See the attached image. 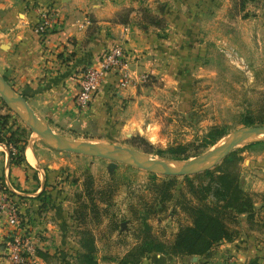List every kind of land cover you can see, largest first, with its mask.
<instances>
[{
	"label": "crops",
	"instance_id": "obj_1",
	"mask_svg": "<svg viewBox=\"0 0 264 264\" xmlns=\"http://www.w3.org/2000/svg\"><path fill=\"white\" fill-rule=\"evenodd\" d=\"M231 1L0 0V75L56 133L79 138L96 133L117 139L130 134L129 127L138 123L144 85L186 67L202 21ZM41 8L55 10L58 18L44 37L34 32ZM145 10L164 19L165 28L147 25ZM122 18L128 24H122ZM120 41L131 57V83L122 88L115 77H109L90 108L80 110L76 98L83 72ZM62 154L30 144L25 146L24 161L17 163L10 149L0 144V194L10 191L17 198L24 226L44 255L39 264H74L82 251L84 236L77 231L72 190L62 177L63 168L76 169L72 163L81 159ZM251 158V175L241 178L245 191L255 196V215L239 218L234 226L239 236L233 242H222L210 255L197 256L198 261L152 253L141 264H250L254 260L264 264V167L257 163L260 167L255 170L253 161H264V154ZM116 231L113 234L120 237L125 230ZM9 232L0 218V264H12L6 252ZM89 234L97 264H120L141 243L123 240L112 245L99 241L92 231Z\"/></svg>",
	"mask_w": 264,
	"mask_h": 264
},
{
	"label": "rangeland",
	"instance_id": "obj_2",
	"mask_svg": "<svg viewBox=\"0 0 264 264\" xmlns=\"http://www.w3.org/2000/svg\"><path fill=\"white\" fill-rule=\"evenodd\" d=\"M228 5L202 21L186 67L179 71L174 69L175 74L169 78L157 77L144 85L138 123L129 127L130 134L117 139L98 137L96 133L80 138L58 134L72 142L155 156L165 164H190L210 154L221 142L226 143L230 134L246 127V119L255 121L254 126H261L260 121L264 119V0L245 3L232 0ZM0 116H10L11 131H18L26 140L25 146L48 147L1 97ZM211 133L225 137L205 147ZM139 138L153 147L152 153L144 151ZM13 149L18 157V150ZM236 151L244 158L240 164L241 175H251V156L264 154V142L243 144ZM60 153L81 159L72 163L76 169H62V177L72 190L74 205L71 207L76 211L73 215L77 231L83 232V236L92 231L99 241L105 239L112 245L123 240L127 244L138 239L142 242L149 237L170 244L177 230L178 233L181 227L191 225L193 217L189 209L198 205L189 184L198 187L209 181L208 177L201 176L205 172L169 176L123 163L111 168L112 161L104 158ZM253 161L255 170L260 167L257 163L264 167V161L257 158ZM166 194L174 196L173 199L165 198ZM115 230L118 234L125 231L115 237Z\"/></svg>",
	"mask_w": 264,
	"mask_h": 264
},
{
	"label": "trees",
	"instance_id": "obj_3",
	"mask_svg": "<svg viewBox=\"0 0 264 264\" xmlns=\"http://www.w3.org/2000/svg\"><path fill=\"white\" fill-rule=\"evenodd\" d=\"M246 1L248 0H243V3ZM143 16L147 25L160 29L166 26L164 19L149 11L145 10ZM121 23L128 24L127 19L122 18ZM0 119L2 129L6 130L5 135L0 137V144H5L9 149L11 146L15 147L19 156L16 157L10 151L12 160L17 163L23 162L26 140L18 135V131L13 129L11 131L10 116H0ZM260 124L264 125V119L260 121ZM244 125L254 126L256 122L246 119ZM223 136L209 134L207 139H211L205 147L213 146ZM139 141L145 146L143 149L146 153L153 152V147L144 139L139 138ZM135 146L138 147L137 144ZM243 160L240 152H233L214 169L201 175L209 178L206 184L201 183L198 187L193 183L189 184L190 191L196 196L198 205L189 209L193 217L191 225L181 227L170 244L167 245L154 237L146 238L134 247L120 264H141L143 259L152 253H162L176 258L204 257L210 255L222 242H233L239 236V232L234 229V226L239 223V218L243 215L252 218L255 215V196L245 191L242 184L240 164ZM164 196L167 199L174 197L170 194ZM80 246L83 252L77 255L74 264H97L94 239L89 233H84ZM38 254L39 257L44 256L41 252ZM250 264L261 263L254 260Z\"/></svg>",
	"mask_w": 264,
	"mask_h": 264
},
{
	"label": "water",
	"instance_id": "obj_4",
	"mask_svg": "<svg viewBox=\"0 0 264 264\" xmlns=\"http://www.w3.org/2000/svg\"><path fill=\"white\" fill-rule=\"evenodd\" d=\"M0 97L27 124L34 136L39 138L51 149L58 152H67L111 160V168H115L118 163H123L137 168L149 169L169 176H193L214 169L240 145L264 142V125L246 126L230 134L231 138L228 143L211 159L201 161L185 169H177L165 164L163 159H159L155 156H148L136 151L120 149L112 146L104 145L105 147H98L91 143L72 142L64 139L35 113L27 99L18 93L1 75ZM11 105L17 106L19 110H15ZM126 155L133 156L136 159L129 158ZM198 259L197 256L192 257V261H198Z\"/></svg>",
	"mask_w": 264,
	"mask_h": 264
},
{
	"label": "built area",
	"instance_id": "obj_5",
	"mask_svg": "<svg viewBox=\"0 0 264 264\" xmlns=\"http://www.w3.org/2000/svg\"><path fill=\"white\" fill-rule=\"evenodd\" d=\"M57 12L51 8H41L39 19L34 32L41 37L51 32L56 25ZM131 60L123 41L111 47L93 65L86 68L79 82V91L76 104L80 110H88L92 105L96 93L109 77H115L118 85L126 88L131 83L128 65ZM148 77H145V80ZM0 119V137L5 135ZM8 135V134H7ZM13 155L15 149L10 147ZM0 218L10 229L6 242L7 258L12 264H39V248L35 238L27 232L24 226L23 215L17 198L10 191H1Z\"/></svg>",
	"mask_w": 264,
	"mask_h": 264
},
{
	"label": "bare ground",
	"instance_id": "obj_6",
	"mask_svg": "<svg viewBox=\"0 0 264 264\" xmlns=\"http://www.w3.org/2000/svg\"><path fill=\"white\" fill-rule=\"evenodd\" d=\"M11 106H12L15 110H19L17 106H15V105H11ZM230 138H231V137H230ZM230 138H229V139H230ZM229 139L226 140V143H225V142H221L220 144L218 143L219 145H218L216 148H214L210 154H208L207 156H205V157L202 158V159L196 160L195 162H190V164H189V163H188V164H185V163H178V162H176V163H171V164L167 163V165H169V166H171V167H173V168H177V169H185V168H188V167H190V166H192V165H194V164H196V163H199V162H201V161L209 160V159H211L212 157H214V155H215L220 149H222V148L228 143ZM95 146L103 147V146H101V145H95ZM104 147H105V146H104ZM32 160H33V159H32Z\"/></svg>",
	"mask_w": 264,
	"mask_h": 264
}]
</instances>
